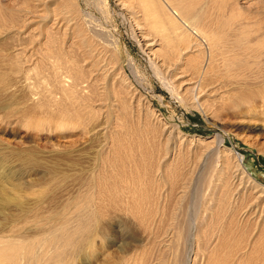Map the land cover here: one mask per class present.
<instances>
[{"label": "rangeland", "instance_id": "374dc122", "mask_svg": "<svg viewBox=\"0 0 264 264\" xmlns=\"http://www.w3.org/2000/svg\"><path fill=\"white\" fill-rule=\"evenodd\" d=\"M0 264H264V0H0Z\"/></svg>", "mask_w": 264, "mask_h": 264}, {"label": "bare ground", "instance_id": "6f19581e", "mask_svg": "<svg viewBox=\"0 0 264 264\" xmlns=\"http://www.w3.org/2000/svg\"><path fill=\"white\" fill-rule=\"evenodd\" d=\"M236 158H237V162H238V166L240 165V163L242 162V155H240V154H236ZM242 166V165H241ZM243 168V167H242ZM58 232L59 233H57L56 235H55V237H53V239L54 240H56V242L57 241H59V239H68L69 237V235L67 234V232H66V228L65 227H61V228H59V230H58ZM10 244L9 243H7L6 244V246H8L9 247V250L7 251H5V250H3L5 253H7V254H10V255H13L14 253H13V250L16 248V246H14L13 248L12 247H10L9 246ZM18 246V245H17ZM20 248L22 249V253L23 254H25L27 257H29L30 259H31V257L33 258L34 257V255H35V253H34V250H33V248H32V245H30V244H24V245H21L20 246ZM2 255H4L5 257L7 256V255H5V254H2Z\"/></svg>", "mask_w": 264, "mask_h": 264}]
</instances>
